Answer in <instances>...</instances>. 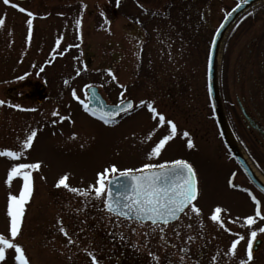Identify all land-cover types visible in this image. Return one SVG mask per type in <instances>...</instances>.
I'll use <instances>...</instances> for the list:
<instances>
[{
	"label": "rangeland",
	"instance_id": "rangeland-1",
	"mask_svg": "<svg viewBox=\"0 0 264 264\" xmlns=\"http://www.w3.org/2000/svg\"><path fill=\"white\" fill-rule=\"evenodd\" d=\"M239 1L120 0L117 6V0H83L82 4L74 0L75 3L65 7L64 3L52 6L53 0H40L35 5V0L29 4L27 10L37 7L33 12L39 18L44 45L43 79L48 82V88L44 91L46 98L40 120L34 114L23 119L18 109L0 106V149L19 151V141L31 130L37 131L33 147L20 160L0 157V233H8V194L18 195L22 184L16 178L10 188L5 185L8 169L13 163L39 162L42 167L32 173L34 192L25 206L22 232L17 240L31 264H92L88 252L96 256L99 264H214L213 257H216L215 264H239L245 258L250 231H257L256 238L263 240L253 264H264V233H259L264 221L256 218L251 229L240 227L245 217L255 213L256 206L248 193L260 201L262 215L263 197L247 182L224 147L206 91V62L212 37ZM9 6L0 0V18L5 20L0 27V100L11 88H16L11 96L18 98L22 93V80L18 77L34 75L11 66L16 64L13 56L21 30L19 23L28 19L20 14L18 5L9 8L13 12L9 18ZM252 8L233 26L224 42L219 81L229 122L244 144L241 149L264 173V138L247 127L237 104L239 101L264 131V3ZM103 10L105 13L101 16ZM77 18L82 22L80 39H77ZM105 19L109 23L105 24ZM50 35L56 37L52 49L56 48L57 39H61L53 51V59L45 56L50 48ZM88 39L100 47L91 45L89 58L81 63L77 51ZM109 41L114 44L105 46ZM116 43H119L117 47ZM109 46L112 48L106 49ZM110 52L117 54L114 56L117 60L122 54L118 61L121 68L106 71L98 67L100 63L109 64ZM174 65H182L181 71L187 80L186 96L181 100L168 98L165 93L169 80L166 68ZM77 70H80L79 76H76ZM109 71L116 80L108 76ZM65 80L69 81L67 85ZM89 84L99 89L108 104H117L121 92L137 104L141 100L152 102L158 112L175 122L179 134L159 157L147 160L150 149L168 134L167 127L157 128L146 107L124 113L113 124H101L72 98V90L76 89L86 103L85 86ZM10 104L22 107V101ZM54 110L70 116L74 123L65 120L53 124ZM184 131L190 133L192 149L187 148V138L182 137ZM150 132L154 135L148 140ZM73 134L76 138L70 139ZM177 159L186 160L197 173L200 198L196 204L202 211L199 218L191 213L181 214L174 223L158 226L125 221L108 214L103 200L95 199L94 193L83 197L55 187L64 174H68L70 186L86 189L89 184H95L98 172L111 165L123 170ZM229 179L235 187L228 186ZM216 206L226 210L222 213L226 227L245 236L235 257L226 255L235 236L208 218ZM237 218V223H228ZM58 220L62 223L58 224ZM61 226L74 244L69 245L59 232ZM189 236L193 239L188 240ZM13 257L14 252L9 250L3 264H14Z\"/></svg>",
	"mask_w": 264,
	"mask_h": 264
},
{
	"label": "snow or ice",
	"instance_id": "snow-or-ice-1",
	"mask_svg": "<svg viewBox=\"0 0 264 264\" xmlns=\"http://www.w3.org/2000/svg\"><path fill=\"white\" fill-rule=\"evenodd\" d=\"M10 0H3L4 5H9ZM120 0H117V6H119ZM143 7L142 5H139ZM12 8H17L16 4H11ZM83 7V5H82ZM241 5L237 3L236 7L228 13L231 16ZM20 12H25V9L19 8ZM155 14V13H154ZM29 19L26 21L28 28L27 40L30 41L32 37V25L33 16L32 12H27ZM104 16V13H100ZM227 19V17H225ZM5 23L3 18H0V27ZM81 19L77 18L75 20V25L77 28V39H80L79 29L81 27ZM105 24L109 23L107 19L104 21ZM139 23V21H137ZM223 27V25H221ZM219 31V29H217ZM215 42V38L213 40ZM61 39H57L56 48L59 47ZM79 47V45H75ZM69 47H72L70 45ZM56 48L53 51H56ZM62 54V53H61ZM139 58V57H137ZM212 56L211 52L209 54V67H211ZM35 67V65H34ZM44 71V67H40V72ZM80 70L76 71V76H79ZM108 76L112 80H116L117 77L109 71ZM25 77H18L19 80H23ZM65 85L69 83L68 80L64 81ZM123 88V85H120ZM85 88L92 89L93 85H86ZM209 94L211 95V89H209ZM95 93H92L91 98L95 99ZM72 98L77 100L84 111L89 115L102 121L105 125H110L114 122L115 117L119 116L121 113H130L137 108H147L150 113V117L153 121H156L157 128L167 127L168 134L164 135L157 143L150 149L146 154V159L151 161L153 158L159 157L165 148V146L177 137L178 130L177 125L173 120L167 119L166 116L158 112L157 108L152 102L141 100L138 104L134 103L132 100L127 99L125 94L121 92L120 99L117 104H115L111 109H106L105 106H101L99 110L90 109L89 105L84 103L76 89L72 90ZM5 101L0 100V106H4ZM8 107H13L21 111H27L29 109H23L19 105L9 104ZM55 119L53 124L59 122H64L65 120L70 123H74L70 116H62L56 110L51 114ZM154 132L148 134L147 139L150 140ZM37 137V131L31 130L26 138L19 141V151L11 149H0V157L8 158L11 161H18L25 156L27 150L33 147L35 138ZM183 138H187V148L192 149L194 143L190 138V133L184 131L182 133ZM76 136L73 134L70 139H75ZM42 165L37 163H13L12 166L7 171V176L5 179V185L9 188L11 187L14 179L19 178L22 184L19 189V194L14 195L11 192L7 197V208L6 216L8 217V233L7 235L0 233V264L6 261V254L9 250L14 252V264H31L30 259L26 255L23 246L17 242L19 236L22 232L23 217L25 214V206L30 203L34 192L33 183V171L39 170ZM69 176L64 174L59 177L56 181V188H64L68 192L89 197L90 193H94L95 199H102L104 208L108 213L116 214L118 216H123L125 218L131 219L132 214L137 221L149 220L153 225H168L170 221L177 220L179 214H194L197 218L201 217L202 211L197 206L196 201L200 198V188L199 180L196 171L193 166L186 160L177 159L171 162L165 163H144L140 168H127L120 170L115 165H111L105 168L102 172L96 174L95 184H89L86 189H81L77 187H72L68 183ZM120 180L122 183L118 185L122 191L118 192L114 197L110 185L115 181ZM229 187H235L233 180L229 179ZM246 191V190H245ZM255 204V213L249 215L243 219L240 223V227H247L251 229L253 225L256 224V218L264 221V215L261 214L260 201L256 199L252 193H248ZM226 211L220 206H216L212 209L211 215L208 217L210 221L217 224L219 228L228 232L230 235L235 236L230 242L227 249L226 255L229 257H235L238 251V245L245 240V236L239 232H232L231 229L226 227L224 220L222 219V213ZM189 215V219H191ZM239 218L236 220H230L228 223H237ZM61 224V221H57ZM191 227V225H189ZM162 230V229H161ZM59 232L64 235L68 244H74L75 241L71 239L67 230L61 226L59 227ZM259 233H264V226L259 228ZM177 235L179 233L177 232ZM257 231H250L247 239V247L245 248V258L239 260V264H253L254 254L253 245L257 237ZM193 237L189 236L188 240H192ZM181 251H184L183 249ZM87 255L90 257L92 264H99L96 256L92 252H88ZM155 258V257H154ZM183 259V258H181ZM216 257H213V262L215 264Z\"/></svg>",
	"mask_w": 264,
	"mask_h": 264
},
{
	"label": "flooded vegetation",
	"instance_id": "flooded-vegetation-1",
	"mask_svg": "<svg viewBox=\"0 0 264 264\" xmlns=\"http://www.w3.org/2000/svg\"><path fill=\"white\" fill-rule=\"evenodd\" d=\"M34 1L35 0H22V1L14 0L13 2H11L12 4L18 5L19 6L18 8L25 9V12H20V14L25 16L27 19H29L27 12H32L34 14L33 19L36 22L32 25L33 30H32V37H31L30 41L27 40L28 28H27L26 22L19 23V24H21V30L18 33V39H17V45H16L17 51H16V54L13 56V58L15 59L14 62L16 64L11 65V66H13V68H17L18 70H22V72H31V73L34 72V75L32 78H31V76L24 75L25 78L21 81L22 93L18 98L11 96V94L13 92H16V88H11L8 90V92H7L8 95H5L3 101H5V108L6 109H9L8 105L11 102L22 101V107L21 108L29 109V110H27V111L19 110V116H22L23 119H25V117H27L28 114H34L35 119L40 120L41 119V117H40L41 116V106H42L44 98H46V96H44V91L46 90V88H48V82L43 79V72L44 71L42 73L40 72V67H44L43 66V64H44L43 63L44 45H43V41H42V34L40 33L39 22H37L39 18L37 16V13L33 12V10L37 9V7L33 10L32 9L27 10L29 4L32 5V3ZM39 1L40 0H37V2H35V5H36V3L38 5ZM53 1L55 3L51 4L52 6H54V5L58 6V5H61L62 3H64L65 7H67L69 5H72V3H75L74 0H66L65 2H59L58 0H53ZM77 1H78V3H81V4L83 2V0H77ZM9 5H8L9 6L8 7L9 13H7V12L6 13H7L8 17L10 18L9 15H10V13H13L11 10L13 8L11 7V4H9ZM39 7L41 8V5H39ZM9 8H11V9H9ZM104 11L105 10H103V13H105ZM147 14L149 15V12ZM130 24L131 23H129L128 25L130 26ZM134 29L138 30L135 27H134ZM84 36H85V34L83 35V38H84ZM55 40H56V37H53L52 35H50V48H48L46 50V54H45V56H51L52 59H53L55 54H53V49L51 47L53 46V42ZM111 42L110 41L107 42L105 44V46L106 45L111 46L112 43L114 44V42H112V43ZM118 44L116 43L115 47H117ZM91 45L94 46L95 48L100 47L99 44L94 45L92 43L91 39H88L86 41L84 40L82 42L81 48L78 49L77 52H78L79 56L81 57V63L85 62V60H87L89 58L88 52L92 51V49H93V47ZM111 48L112 47L106 48V49L110 50ZM114 56H117V54L113 55L110 52L109 64L107 65V63H105V64L100 63V65L98 67L101 69H105L106 71H108V69L109 70H115V69L117 70L118 68H121V65L119 66L118 61L122 57V54H120L119 60L115 59L116 57H114ZM112 57H114V59H112ZM10 58H11V56L8 55L6 60L9 61ZM49 61L53 62V60L52 61L49 60ZM49 61H47V62H49ZM34 65H35V67H34ZM11 66H7V67L10 68ZM47 66H48V64H47ZM181 68H182V65L168 66L166 68L167 72H169V80L167 81V86L165 89V93L167 91L166 94L168 95V98L173 96V98L176 97V98H179V100H181V99H184L186 96V87H187L186 82H187V80H186L185 75L182 73ZM45 78H46V76H45ZM93 88H96V87L93 86ZM96 89L98 90V93H100L99 89L98 88H96ZM101 97H102V95H101ZM262 133H263V135H261V136L264 138V131H262ZM263 202H264V198H263ZM263 214H264V212H263ZM262 243H263V240L261 242V245H262Z\"/></svg>",
	"mask_w": 264,
	"mask_h": 264
},
{
	"label": "water",
	"instance_id": "water-1",
	"mask_svg": "<svg viewBox=\"0 0 264 264\" xmlns=\"http://www.w3.org/2000/svg\"><path fill=\"white\" fill-rule=\"evenodd\" d=\"M22 1V0H19ZM264 2V0H242L239 2L241 5L240 8H238L234 13H232L231 16H228V14L225 16L227 19H223L221 24L217 29L219 31H215L210 47H209V53L207 58V68H206V81H207V93H208V99L213 115V119L215 121L217 130L219 132V135L221 137V140L223 142L224 147L230 154L231 158L235 162V164L238 166V168L241 170L242 174L248 181V183L262 196H264V183L260 181V179L256 176L246 159L244 158L242 154V149L239 146V144L236 141V138L230 128V125L227 121L221 96H220V90H219V83H218V69H219V60H220V54L221 49L223 46V43L225 41V38L228 34V31L230 30L231 26L234 24V22L247 10L250 8L256 6L257 4H260ZM236 7V6H235ZM232 11V10H231ZM230 11V12H231ZM223 25V27H221ZM215 38V42H213ZM211 52L212 56V63L211 67H209V54ZM209 89H211V95L209 94ZM92 93H95V99H92ZM87 104L89 105L90 109H97L99 110L100 107L103 105L106 109H111L113 106H109L105 103V101L101 98V96L98 94L97 90L95 88L88 89L87 90ZM240 112L244 118V120L247 122L248 127H251L254 130H257L261 133L260 129L254 124V122L248 117L244 109L239 105ZM122 114V113H121ZM118 116L115 117V119ZM122 183V181L117 180L112 185H110L111 190L113 192L114 197L116 194L122 189L118 187V185ZM104 206V204H103ZM105 210V208H104ZM106 211V210H105ZM107 212V211H106ZM108 213V212H107ZM111 214V213H109ZM113 216H116L117 218L126 220V221H135L139 223H149L152 224L149 220L144 221H137L134 217V214H132V218L128 219L123 216H118L116 214H111ZM181 214H179L180 216ZM176 220L170 221V223L175 222ZM153 225V224H152ZM160 225H163L160 223ZM261 239H256L254 241L253 245V254H255L261 247Z\"/></svg>",
	"mask_w": 264,
	"mask_h": 264
},
{
	"label": "trees",
	"instance_id": "trees-1",
	"mask_svg": "<svg viewBox=\"0 0 264 264\" xmlns=\"http://www.w3.org/2000/svg\"><path fill=\"white\" fill-rule=\"evenodd\" d=\"M249 13V12H248ZM247 15V13L245 14V15H243L242 16V18L243 17H245ZM238 22V21H237ZM237 22H236V24H237ZM230 32H231V30H230ZM229 32V33H230ZM228 37V36H227ZM227 39V38H226ZM220 95H221V88H220ZM221 98H222V96H221ZM223 101V100H222ZM223 106H224V103H223ZM226 112V111H225ZM226 116H227V114H226ZM227 118H228V116H227ZM228 121H229V118H228ZM230 123V122H229ZM231 125V124H230ZM233 132H234V130H233ZM234 134H235V132H234ZM235 136H236V138H237V140L239 141V143H240V145L243 147V149H244V144L238 139V137H237V135L235 134ZM248 154V153H247ZM248 156H250L249 154H248ZM253 164H254V166H255V168L257 169V171L264 177V173L262 172V170H261V168H260V166L259 165H257L255 162H253Z\"/></svg>",
	"mask_w": 264,
	"mask_h": 264
},
{
	"label": "bare ground",
	"instance_id": "bare-ground-1",
	"mask_svg": "<svg viewBox=\"0 0 264 264\" xmlns=\"http://www.w3.org/2000/svg\"><path fill=\"white\" fill-rule=\"evenodd\" d=\"M244 158L246 159V161L248 162V164L250 165V167L252 168V170L254 171V173L256 174V176L260 179V181H262V183H264V179L256 172V170L254 169L253 165L251 164V162L248 160V158L245 156V154L242 152Z\"/></svg>",
	"mask_w": 264,
	"mask_h": 264
}]
</instances>
